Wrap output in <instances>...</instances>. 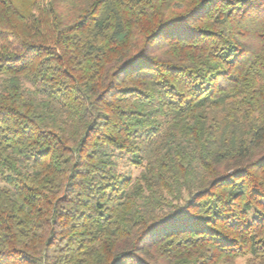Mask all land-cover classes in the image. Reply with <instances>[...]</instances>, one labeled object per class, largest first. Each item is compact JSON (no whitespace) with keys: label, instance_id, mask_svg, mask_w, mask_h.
<instances>
[{"label":"trees","instance_id":"1","mask_svg":"<svg viewBox=\"0 0 264 264\" xmlns=\"http://www.w3.org/2000/svg\"><path fill=\"white\" fill-rule=\"evenodd\" d=\"M240 258L264 264V0H0V264Z\"/></svg>","mask_w":264,"mask_h":264},{"label":"rangeland","instance_id":"2","mask_svg":"<svg viewBox=\"0 0 264 264\" xmlns=\"http://www.w3.org/2000/svg\"><path fill=\"white\" fill-rule=\"evenodd\" d=\"M121 172L126 174L127 176H131L133 178L138 177L141 169L133 167V166H124L121 168ZM236 264H248L247 258H240L237 260Z\"/></svg>","mask_w":264,"mask_h":264}]
</instances>
